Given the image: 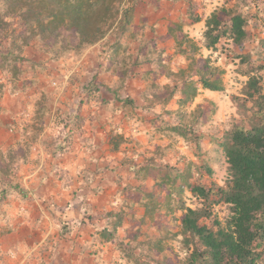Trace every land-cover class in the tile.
Listing matches in <instances>:
<instances>
[{
	"label": "trees",
	"instance_id": "trees-1",
	"mask_svg": "<svg viewBox=\"0 0 264 264\" xmlns=\"http://www.w3.org/2000/svg\"><path fill=\"white\" fill-rule=\"evenodd\" d=\"M128 1L0 0V40L8 44L0 52L1 73L8 77L15 88L24 72L20 67L24 62L22 49L33 39L38 40L45 52L50 54V59L55 61L84 46L96 44L112 33L114 40L106 49L107 66L104 69L117 77L115 86L98 83L95 75L81 90L82 96L100 93L101 102L112 101L129 112L136 110L151 115L159 124L157 132L176 135L192 143L194 160L187 161L182 168L166 163L164 159L170 149L166 145L145 153L139 165L133 163L134 155L120 162V167L126 168L135 179L148 177L152 185L150 189L140 186L133 189L139 197L143 215L135 230L130 229L124 238L117 240L118 264H172L166 255V242L177 238H180L178 243L183 255L178 264H264V85L257 75L263 67L252 59L250 53L242 54L246 43L258 39L256 33L251 38L248 26L251 21H254L255 29L259 24H264V2L258 11V0H225L227 6L221 7L220 12L213 11L204 22L205 48L214 49L223 41L229 42L237 50L234 53H240L236 54L237 64L243 76L247 77L240 97L235 99L238 110L245 116L244 124L232 126L220 137L207 141L213 145L212 151L216 149L220 152L226 166L223 183L216 185L203 179V176L213 174L210 164L204 160L212 153L202 149L203 135L181 122L177 125L168 123L164 116H178L181 119L177 110L195 97L198 91L195 83L203 90L222 91L218 78L221 71L211 67L208 61L202 67L195 65L196 46L190 43L188 49L181 50L184 38L181 41L175 38L176 51L185 55L190 65L176 71L159 67L173 82V86L159 88L165 95L154 94L151 100L145 99L146 105L138 109L132 98L120 97L119 93L126 82L135 77L136 68L151 63L163 64L161 54L156 56V49L147 42L140 44L134 55L128 53V41L137 38L130 32L133 9ZM251 5H255V12L248 16L243 10H249ZM11 19H16L22 30L18 36L11 27ZM176 29L178 27L175 25L171 31ZM63 32L69 33V39L64 37ZM71 39L75 41L74 44ZM258 44L264 47V37ZM191 74L197 78L195 83ZM145 75L149 76L151 72L146 71ZM175 98L177 109H166L167 104ZM157 108L159 112H155ZM127 141L118 133L111 134V150L117 151ZM2 157L3 153H0V159ZM213 162L215 157L211 160ZM13 189L25 198V190L16 185ZM184 193L190 195L195 206L185 204ZM216 209L222 211V217L218 216ZM176 213L180 214L176 220L177 232L166 231L161 237H146L143 233L146 232L143 226H155V216L171 217ZM111 214L108 213V216ZM111 218V231L104 229L100 233L104 241L115 239L123 212H117Z\"/></svg>",
	"mask_w": 264,
	"mask_h": 264
},
{
	"label": "crops",
	"instance_id": "crops-1",
	"mask_svg": "<svg viewBox=\"0 0 264 264\" xmlns=\"http://www.w3.org/2000/svg\"><path fill=\"white\" fill-rule=\"evenodd\" d=\"M128 5L133 9L131 34L137 37L128 41V53L134 55L139 45L147 42L156 49V56L161 54L165 59L178 53L175 48V38H181L178 35L184 40H197L195 38L200 37L199 31H204L205 19L213 11L227 6L225 0H129ZM175 25L178 29L171 31ZM113 40L110 33L100 42L72 52L81 53L76 56L84 67L83 71L90 76L89 82L96 75L95 79L100 84L115 86L117 77H108L104 69L107 66L106 49ZM25 54L33 67L55 68L64 64L60 58L54 61L33 58L27 51ZM144 66L151 70L152 63ZM145 69L142 70L148 71ZM28 74L23 73L24 76ZM0 76L5 75L0 71ZM7 81L11 84L8 77ZM15 88L18 89L16 84ZM64 92L62 97L54 96L49 111V122L57 126L56 135L45 131L42 138L50 137L48 144H35L31 148V151L37 148L36 154L44 156L41 165L47 172L33 181L39 184L35 191L26 192L25 198L21 197L12 225L5 224L6 229H0V264H118L117 240L140 225L143 208L139 197L130 198L128 193L131 191L137 195L133 191L135 187L150 189L152 182L148 177L137 180L126 168L120 167V162L127 160L125 157L134 155L137 146L134 142L129 145V138H133L130 137L133 129L129 122L131 120L127 113L114 110L113 105H120L112 101L84 100L81 94L79 99L72 102L69 100V89ZM12 102L7 103L5 97L3 103L11 119L15 114ZM176 108L171 106L168 110ZM155 112H159V109ZM127 130L129 134L125 133ZM116 133L128 141L113 151L109 140L111 134ZM31 151L30 157L33 158ZM23 155L26 156L27 151ZM143 155L145 153L140 155L141 161L134 159V156L133 163L141 164ZM144 180L150 183L143 187L141 184ZM119 200L122 203L116 207ZM129 207H137L141 215H126L124 211ZM120 211L123 212V220L116 229L115 239L104 241L100 233L104 229L111 231V216ZM108 213L113 214L109 217ZM160 216H155V222ZM132 220L138 221L136 227H132L135 223Z\"/></svg>",
	"mask_w": 264,
	"mask_h": 264
},
{
	"label": "rangeland",
	"instance_id": "rangeland-1",
	"mask_svg": "<svg viewBox=\"0 0 264 264\" xmlns=\"http://www.w3.org/2000/svg\"><path fill=\"white\" fill-rule=\"evenodd\" d=\"M263 2V0L257 1L256 5L258 11L262 9ZM254 7L255 5H251L249 10L246 9L243 10V12L248 16L253 15L255 12ZM221 17L225 19L222 14ZM259 19L261 20L262 17L260 18L259 16ZM9 22L11 27L16 31L15 35H20L22 30L19 27L18 21L16 19H11ZM253 22L254 21H251L249 23L248 30L251 38L252 34L255 35L254 33H256L258 34L256 39H258H251L249 43H246V48L242 54L247 52L250 53L252 59L255 60L257 64L262 65L263 69L258 71L257 75L261 77L262 84L264 85V47L258 44V41L262 40L264 37V24H259L257 29H255ZM186 31L189 32V30ZM63 34L64 37H68L69 39L68 32H63ZM178 36L181 37L179 38V41H181L182 36ZM198 36L200 37L195 36L197 40L194 41L190 39L184 40L180 48L182 47L181 50L184 48L188 49L189 44L193 43L197 51L194 54L196 60L195 65L202 67L204 62L208 61L211 67L221 71L218 78L220 79L223 90L220 92L203 90L195 83L197 78L191 74V79L195 83L194 86H196L198 90L195 97L183 107L178 108L177 113L179 112L181 119H179L178 116L167 115L164 116V118L168 123L173 125H177L181 122L182 125H186L187 127L191 126L198 134L200 133L203 135L204 142L202 143V149L204 152L210 150L212 153L204 160L210 164L213 171L210 177L203 176L204 182H212L216 185H221L226 177V166L220 152L216 149L212 151L213 145L208 144L207 141L209 138L220 137L225 131L231 129L232 126L244 124L245 116L238 110V102L235 99L240 97L241 89L245 85L247 77L243 76L242 69L238 67L236 54L240 53H234L237 52L234 46L229 42L223 41L214 49L208 50L205 48L203 41V29L199 31ZM71 42L73 44L75 43L72 39ZM7 46L8 44L6 41L0 40V52ZM28 47H31L30 50L27 49ZM25 51L29 52L28 55L33 58L40 57L43 59H50V54L45 52L43 45L38 40L33 39L22 49V59L24 62L21 63L20 67L23 69V73L29 72V76L21 75L16 83L18 89L13 88L12 84L8 83L5 74L2 78L0 76V122H2L0 124V153H3V157L0 159V229L2 230L6 229L5 224L10 223L12 225V221L16 217L15 212L21 203V196L13 187L16 185L19 189L32 193V191H35V188L39 186L37 181H33L40 179L47 172L46 168H43L41 165L43 164L44 156L40 157L39 154H36L38 151L37 148L32 151L31 148H33L35 144L38 146L40 143L42 145L43 143L48 144L50 137L49 139L43 140V134L54 133L53 135H56L57 133V126L49 122V111L52 108L54 96L62 97L65 93L64 91H68L69 89V100L73 102L80 98L82 94L81 90L88 84L90 79L87 72L83 71V65L79 64L80 59H77V56L81 53H71L70 55L60 58L64 64H60L58 67H45L41 69L40 67H33L32 61L26 58L27 55ZM74 56L75 58H72ZM71 58L72 60H69ZM40 61L43 63L49 62ZM161 61L163 64L160 65L153 63L151 70H148L150 68L146 66H142L138 69L136 68L135 77L126 82L124 89L119 93L120 97L132 98L138 109L146 105L145 99L151 100L154 94L163 97L165 93L163 90L159 89L160 87H164V85L173 86L172 78L168 79L163 70L159 67L164 66L169 70L176 71L181 68L186 69L190 65V61H187L185 55L181 53H174L167 59L162 57ZM145 68L151 72V75H145V71H143ZM53 71L57 73H52ZM107 75L108 77L113 76L109 73ZM23 77L25 78L24 80ZM53 83H55V85H53ZM100 95V93H93L88 97L83 95L82 98L84 100L90 99L94 102L96 100H101ZM5 97L7 103L8 101L14 102L12 103L15 114H12V119L6 114L7 110L3 105ZM176 99L177 98L172 100V102L166 106L167 109L171 106L176 108V106H174ZM113 107L114 110L127 113L126 116L128 115L129 120H131L129 122L132 123L130 126L133 129L130 132V137L133 138H128L130 139L129 145L133 142L137 145L134 150V159L139 161L142 153L144 154L152 151L157 146L169 145L170 149L164 159L166 163L177 165L179 168H182L183 164L187 161H194L192 156V143L189 144L176 135L157 132L159 124L153 120L151 115L138 111L129 112L126 109L124 110L121 106L115 107L113 105ZM132 120L136 122L134 123ZM128 132V130L125 131V133ZM53 139L54 138H52V141ZM24 151H27L26 156L23 155ZM30 151L34 153L33 158L30 157ZM21 157L23 158L21 159ZM214 157L215 162L211 163ZM149 183L150 182L146 183L144 180L141 185L144 187ZM128 196H130V198L133 196V198L138 197L131 191H129ZM183 199L187 206H195V202L188 193H184ZM120 203L122 202L119 200L116 207H120ZM215 211L219 217H222L223 214L221 210L216 209ZM124 212L126 215L130 214L136 217L141 215L137 207H129ZM179 217V213L171 217L161 215L156 219L155 226H150V228L143 226L146 230V232L143 233L146 237H161L166 231L177 232L178 222L176 220L179 219ZM132 221H135L132 227H136L135 224L138 221ZM178 239L180 240V238H177L176 240L166 242V255L168 261L172 264H178L183 258Z\"/></svg>",
	"mask_w": 264,
	"mask_h": 264
},
{
	"label": "built area",
	"instance_id": "built-area-1",
	"mask_svg": "<svg viewBox=\"0 0 264 264\" xmlns=\"http://www.w3.org/2000/svg\"><path fill=\"white\" fill-rule=\"evenodd\" d=\"M123 7V5H121V8ZM53 85H55V83H53Z\"/></svg>",
	"mask_w": 264,
	"mask_h": 264
}]
</instances>
